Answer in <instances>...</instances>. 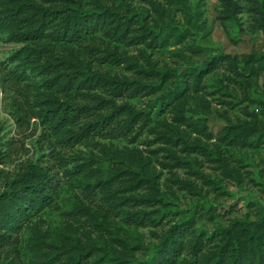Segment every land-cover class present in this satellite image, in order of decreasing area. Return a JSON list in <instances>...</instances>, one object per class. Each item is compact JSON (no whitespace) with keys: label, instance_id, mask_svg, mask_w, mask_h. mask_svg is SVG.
<instances>
[{"label":"trees","instance_id":"obj_1","mask_svg":"<svg viewBox=\"0 0 264 264\" xmlns=\"http://www.w3.org/2000/svg\"><path fill=\"white\" fill-rule=\"evenodd\" d=\"M226 1L234 18L240 5ZM248 1L264 28V0ZM120 5L118 2L107 5L104 0H89L88 5L83 0H0V29L7 32L9 41L21 44L10 57L14 66L1 67L0 86L16 95L14 101L21 120L26 116L37 118L44 129L40 135L42 144L35 146L33 156L21 163L15 173L2 175L0 170V264H21L20 228L53 203L59 186L54 168L57 164L62 167V157L54 153L55 143L60 150L94 144L99 138L133 143L151 131L155 139L170 147H180L186 154L210 153L204 143L191 140L178 124L160 120V129L151 126L154 121L151 110L156 99L159 112L178 100L181 106L175 111V121L210 137L212 130L207 117L191 118L181 98L188 91L199 90L202 78L214 69L219 58L212 56L203 65L188 66L179 72L156 69L150 62L142 66L130 57L125 58L121 47L155 48L165 45L168 36H161L155 27L134 20L128 6L121 12L117 8ZM230 59L235 68V56ZM242 61L245 66L240 75L255 78L264 71L262 53L252 52ZM106 66H123L133 74H110ZM27 71L41 78L39 86L29 83ZM159 91L155 101L145 108L138 109L127 101ZM262 105L264 111V102ZM215 136L232 147L258 148L264 144V121L255 116L237 122L225 118ZM168 150L176 163L183 162L172 149ZM46 155L54 156L55 161L47 164ZM218 159L223 171L240 181V173L228 167L220 154ZM158 179L150 158L133 148L112 164L106 178L98 180L96 186L107 188L104 200L108 209L129 207L126 211L129 224L163 226L165 213L158 215V210L144 209L166 205ZM177 183L196 189L192 182L177 180ZM212 183L213 189L223 190L220 184ZM247 207L240 217L227 218L226 225L214 224L207 229L197 228V221L215 222L220 214L212 206L196 205L187 218L176 220L155 234L158 241L150 257L144 259L134 255L133 251L142 249L138 243L128 246L119 239V247L112 248L111 256L104 248L101 256L91 260L94 246L90 245L87 230L82 243L62 244L58 248L32 234L30 257L32 264H264V207L255 204ZM102 221L94 222L102 227ZM60 241L64 243L63 237Z\"/></svg>","mask_w":264,"mask_h":264},{"label":"rangeland","instance_id":"obj_2","mask_svg":"<svg viewBox=\"0 0 264 264\" xmlns=\"http://www.w3.org/2000/svg\"><path fill=\"white\" fill-rule=\"evenodd\" d=\"M107 5L118 2V10H131L133 19L155 27L161 36H168L165 45L147 47L145 45L121 47L125 58H132L146 66L148 62L156 69L182 71L188 66L203 65L212 56L219 63L201 80L198 91H188L182 97L184 109H189L191 118L205 119L210 123L212 135L203 133L177 123L175 111L181 106L178 100L160 107L156 96L161 93L127 101L141 109L154 102L151 110V126L160 129V120L173 125L178 124L189 134L191 140L204 143L210 153L192 152L186 154L180 147H170L155 139V133L145 132L137 141L129 143L122 139L99 138L94 144L76 145L61 149L55 143L54 153L62 157L54 168L59 178L57 193L51 206L43 209L32 218L31 223L20 228L21 264H32L29 245L32 234L39 235L45 244L60 247L76 245L85 241L84 230L90 235V245L94 246L91 260L97 259L112 248L118 249L117 240L123 239L128 246L135 243L142 248L133 251L137 259L150 257L153 246L160 234L176 220L187 218L197 205L212 206L220 216L215 222L200 219L197 228L210 229L214 224L226 225L227 218L240 217L248 205L264 207V144L258 148L232 147L219 141L215 136L224 124L225 118L231 122L251 120L254 116L264 121V71L255 78L243 76L245 66L242 58L255 52L264 55V28L258 23V16L250 8L248 0H232L240 5L234 18L227 9L226 0H104ZM88 5L89 0H83ZM160 9V10H159ZM21 44L8 40V34L0 29V69L3 65L14 66L10 57ZM230 56H235V68ZM110 74L132 76L133 72L123 66H106ZM247 69H245L246 72ZM32 86H39L41 78L27 71ZM34 92V91H33ZM15 94L4 91L0 86V170L2 175H12L19 165L31 158L35 146L42 144V123L34 117L19 118L14 101ZM158 111V112H157ZM40 141L37 142V140ZM53 137V142L55 141ZM136 148L151 160V165L159 176L158 186L164 196L165 206L155 204L145 210H158L165 213L163 226H136L126 220L129 207L119 206L108 209L104 200L107 188L96 186L104 180L109 168L126 150ZM168 149L180 156L183 162L176 163ZM218 154L228 162V167L240 173V181L227 175L221 167ZM45 162L52 164L54 156H45ZM177 180L192 182L196 189L177 183ZM221 189H213L214 184ZM199 193H197V191ZM107 207V213L105 208ZM230 209L231 212L229 211ZM105 214V216H104ZM106 220H103V219ZM170 221H165V220ZM103 220V221H102ZM102 221V227L95 222ZM91 223V225H89ZM95 223V224H92ZM63 237L64 243L60 241Z\"/></svg>","mask_w":264,"mask_h":264}]
</instances>
